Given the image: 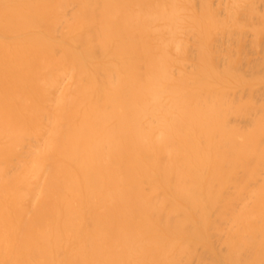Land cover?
<instances>
[{
	"label": "bare ground",
	"instance_id": "1",
	"mask_svg": "<svg viewBox=\"0 0 264 264\" xmlns=\"http://www.w3.org/2000/svg\"><path fill=\"white\" fill-rule=\"evenodd\" d=\"M0 264H264V0H0Z\"/></svg>",
	"mask_w": 264,
	"mask_h": 264
}]
</instances>
